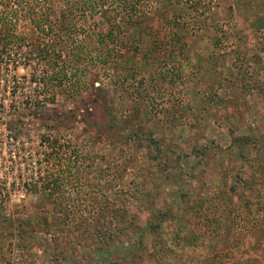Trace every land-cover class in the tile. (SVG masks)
I'll list each match as a JSON object with an SVG mask.
<instances>
[{
  "label": "rangeland",
  "instance_id": "obj_1",
  "mask_svg": "<svg viewBox=\"0 0 264 264\" xmlns=\"http://www.w3.org/2000/svg\"><path fill=\"white\" fill-rule=\"evenodd\" d=\"M0 3L23 40L0 51L1 66L22 63L1 76L0 264H232L231 251L234 264H264V0ZM38 3L51 7L50 25L24 16ZM104 11L125 33L116 37L123 56L102 67L95 52L87 55L78 79L100 89H58L49 100L52 90L32 78L44 63L37 56L25 66V57L36 42L66 40L63 26L95 50L110 28ZM170 28L180 42H150ZM139 51L152 56L146 68L128 61ZM99 101L127 128L93 142L104 116ZM68 118L70 127L62 124ZM130 128L143 140L134 142ZM151 137L160 141L157 155ZM56 206L69 207L68 219L50 212L35 235L20 233V221Z\"/></svg>",
  "mask_w": 264,
  "mask_h": 264
},
{
  "label": "trees",
  "instance_id": "obj_2",
  "mask_svg": "<svg viewBox=\"0 0 264 264\" xmlns=\"http://www.w3.org/2000/svg\"><path fill=\"white\" fill-rule=\"evenodd\" d=\"M19 2H21L22 0H18ZM134 3V2H133ZM127 4V6H129L130 8L128 10H134V4ZM38 5H40V3L38 4H33L28 6L24 12L25 15L27 16V18H30V15H34L33 18L30 19V21L32 23L35 24H41L44 22H48V24H51V20L49 19L50 17V9L51 7L48 5L47 9L44 8L43 6L38 7ZM2 4L0 3V51H3V53L6 51L7 49L14 45H18L20 46L23 42V40L19 39V38H15L13 36V31L14 28L12 27L11 24V20L9 19V13L8 11L6 12L5 8L2 9ZM88 5H84L82 7V10H86ZM39 10V14L38 11ZM5 12V13H4ZM71 12V11H70ZM15 14V13H14ZM13 14V15H14ZM102 17L105 21H107V23L109 24L110 28L105 32V33H100L99 36H97V44L95 47V50L91 49L90 45L88 46H84V44L79 43V41H76L73 38H70V33L69 31L71 30L70 28H64L65 26H63L60 31H62V33H65L67 35V39H59L56 38L54 41L52 42H47V43H41V42H36L35 46H34V50L35 52H31V54L29 55L30 57H25V66H31V62H33L35 60V58H37V56H39V59L42 61V69L37 70V71H33V80H37L40 81L39 83H41V80H43V88L48 92H50V90H52V93H50L51 96L49 100L55 101L56 100V92L57 90H67L68 94H70V96H75V95H83V93L87 92L86 89L88 88V90L90 91V89L92 88V90L90 91L89 94H95V92L97 90H99V86H95L94 83H89L88 87L85 85V82L83 81V83H81V81L78 79V76L83 69H81V66L83 64L86 65V62H84V59L86 58L87 55H89L90 57L93 56V53L95 52V56L94 59L99 63V65H101L102 67L111 62L110 59L114 57V59L112 61L115 60H119V56H123L121 53V50L123 48L121 47H117L116 45V37L121 33V34H125L124 31L118 27L119 24H117V16L116 15H112L110 14L108 11H104L102 12ZM61 22L64 24L67 22V15L65 12L62 11L61 14ZM16 20L19 19V16L17 14L14 15ZM63 18V19H62ZM69 22V21H68ZM61 23V24H62ZM128 23L130 24H134L136 22H132V21H128ZM139 24V22H138ZM69 25V24H67ZM62 26V25H60ZM136 26V25H135ZM12 27V28H11ZM139 28V26L137 27ZM51 30V31H50ZM50 30H48V34L50 33H56V31H54V29L50 28ZM139 32V31H138ZM156 34H158V36H156ZM163 36V39H160V36ZM58 37V34L55 35ZM25 39V38H24ZM17 40V41H16ZM150 42H154L153 45H158V44H164L166 43L168 40H170L171 44L172 42H180L182 40L181 35L175 31L174 28H170L168 31L164 30L159 33H155L152 35V39H150ZM151 44V43H150ZM161 48V46H160ZM139 54L136 55H131L130 59L128 61H131L136 67H147V65L150 64V60H151V54L147 53V54H143L142 52H137ZM66 56L69 57V60L66 59ZM173 55H176V53L173 52ZM116 58V59H115ZM142 58V61H140V59ZM29 62V64L27 63V61ZM70 63L73 68L75 70L70 71V69L67 68V63ZM126 62V61H124ZM13 66H10L11 63L5 62L2 66L0 65V67L2 68L0 70V87H1V82L4 81V78H2V70L5 69L11 71L13 74L17 73V68L18 65L17 64H22V63H17L15 64V62H13ZM122 61H119L118 64H121ZM82 64V65H81ZM38 76V77H36ZM37 82V81H36ZM91 84V87H90ZM16 93V91H14ZM29 105H31L33 108L38 109L39 107H41L40 103L38 102H31L28 103ZM16 103H14V109ZM106 103H102V101H99V103L97 102L95 104V107L100 110H104V116L103 118L100 120V122L98 123V126L100 125L101 127L95 131L97 138L95 137V135L93 134V142H100L101 141V136L108 132V131H113L116 132V134H119L120 130L126 129L127 125H123L120 126L119 122L122 123L125 119H119L116 115L114 114H107L106 110H109L108 108L105 109ZM17 107H19V105L17 104ZM29 112H33V111H29ZM33 114V113H32ZM108 116V117H107ZM134 120V119H133ZM107 121H110V124H107ZM126 121V120H125ZM20 123L24 124V121L20 118L19 119ZM70 122L71 119H66L62 122V124H64L67 127H70ZM57 126V125H55ZM50 128H53V125H49ZM135 130L132 131V129L130 128V132H134ZM139 131L137 130V132L135 131V138H134V142L136 141L137 137L140 138L141 140H143L141 138V135L138 133ZM131 135V134H130ZM130 135H128V138H126V140H128L129 138H132ZM44 141H52V142H57L58 139L57 138H53L51 139L49 135L43 136ZM240 141H243L245 144H247V139L245 138H240ZM142 142V141H141ZM160 141L158 139H155L154 137L150 138V144L152 145V149L155 150V153L157 155L158 152H160ZM53 151H51L48 155H52ZM151 155H153L152 151H151ZM155 155V156H156ZM48 157V156H47ZM256 184H260L258 181H254L253 184H251V186H254ZM54 185L59 186L58 183H54ZM257 186V185H256ZM258 187H260L258 185ZM50 188V184L47 183V185L44 186V189H49ZM38 191V190H36ZM35 191V192H36ZM44 195L46 197H50L51 194L47 193L46 191L44 192ZM44 208V207H43ZM56 211H53V209H49L47 211V209L44 211V214H42V218L39 215L33 216L31 215L30 217H28L27 219L20 221L19 225H21L22 230H20V233L23 236H33L35 235V232L37 230V227H35L36 223L38 222L40 226H45L46 224L49 223V214L50 212L53 214V216L58 217L56 218L57 221L62 222L64 220H66V218L68 217V211H69V207L68 206H60L57 207L56 206ZM58 215V216H56ZM40 218L42 221H39ZM68 219V218H67ZM46 224H45V223ZM61 224V223H60ZM34 231V232H33ZM176 237H171L174 244H176ZM169 241V240H168ZM167 241V242H168ZM168 244H164V248L165 246H167ZM248 248L249 246H252V244L247 245ZM163 249L160 250V252L162 253ZM233 253H235V251H231L229 252V260L231 259V263H233V258L232 255ZM161 256H165L163 254H161Z\"/></svg>",
  "mask_w": 264,
  "mask_h": 264
}]
</instances>
